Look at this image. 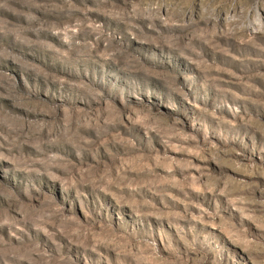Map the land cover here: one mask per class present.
I'll return each instance as SVG.
<instances>
[{
	"label": "rangeland",
	"instance_id": "obj_1",
	"mask_svg": "<svg viewBox=\"0 0 264 264\" xmlns=\"http://www.w3.org/2000/svg\"><path fill=\"white\" fill-rule=\"evenodd\" d=\"M0 264H264V0H0Z\"/></svg>",
	"mask_w": 264,
	"mask_h": 264
}]
</instances>
